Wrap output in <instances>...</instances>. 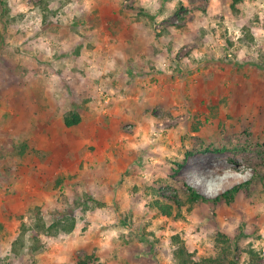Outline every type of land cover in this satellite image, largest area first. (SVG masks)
I'll use <instances>...</instances> for the list:
<instances>
[{
	"label": "rangeland",
	"instance_id": "1",
	"mask_svg": "<svg viewBox=\"0 0 264 264\" xmlns=\"http://www.w3.org/2000/svg\"><path fill=\"white\" fill-rule=\"evenodd\" d=\"M115 1L121 24L141 20L152 34L161 60L150 68L172 73L157 83L143 117L120 122H111L101 68L81 61L73 78L63 69L89 43L83 23L100 1L0 0V264H76L85 254L97 264H174L173 237L211 255L217 233L239 245V264H248V247L264 264V0ZM31 82L78 94L96 87L100 134L87 137L89 147L123 144L102 153L105 164L106 152L115 158V170L93 194L79 191V172L101 178L111 165L88 168L81 153L72 167L62 154L49 155L43 149L55 138L45 130L37 139L15 135L20 113L31 116L29 102L17 100ZM64 165L75 185L64 180ZM248 179L232 201L212 199ZM185 182L208 200L188 203ZM165 195H178L183 207L162 214L156 202L166 203ZM65 211L76 219L71 232H41L43 245L30 251L28 231L12 251L21 225L50 224Z\"/></svg>",
	"mask_w": 264,
	"mask_h": 264
},
{
	"label": "crops",
	"instance_id": "2",
	"mask_svg": "<svg viewBox=\"0 0 264 264\" xmlns=\"http://www.w3.org/2000/svg\"><path fill=\"white\" fill-rule=\"evenodd\" d=\"M99 1L90 3L91 12L87 16L88 21L83 23L88 28H85L86 34L82 37H85L89 43L85 42L86 44L82 47H76L70 53V65L65 66L64 64L63 69H66L73 78L74 74L79 73L77 68L81 61H89L97 65L104 74L102 75L104 85L112 94L111 97L107 91L109 94H104L103 96V99L107 100V102L112 98L110 106L111 122L130 120L132 116L141 118L146 114L143 106L148 104V101L154 97L156 91L161 88V85L159 86L157 83H163V80L168 79V76H171L172 73H167L169 72L167 69H164L165 73H162L163 71L160 68L158 70L150 68L153 60L160 61L161 59L158 56V48L150 47L152 45L149 42H153V36L149 32L143 33V22L141 20H127V22L123 20L121 24L120 17L116 18L117 2L115 0ZM105 41L109 42V47L104 46ZM95 42L96 45H94ZM154 44L155 46L157 45L156 43ZM162 65L167 64L164 62ZM39 85L34 82H31L29 86L26 85L29 93L27 91L24 97L17 99L20 103L23 100L29 102V106L31 105L32 107H30L31 116L29 117H24L22 112L20 113L21 108L18 110L20 113L18 121H20L21 126L16 129L15 135L37 139L42 136L40 130H45L47 131V136L55 138V140L49 141L43 149L49 155L52 153L62 154L64 160L73 163L72 167L78 162L76 159L79 158L75 154L81 155V153L84 154V165L88 166V168H100L103 171L111 165L112 168H110L109 173L101 178L93 177L97 173L94 170L90 174L91 177L89 175V178L86 177L84 180L81 172H79L80 177L76 181H79V184L81 183L87 188L79 187L81 186L79 185V191L81 192V189H84L93 194L97 186L106 181L112 175L113 170H115V163L113 164L115 158L106 152L104 160L106 161L107 157H109L110 164H105L102 153L107 149L108 152L112 149L115 153H118V149L123 144L115 145L116 150H114L115 148L112 144L99 149L97 146H102L100 142L93 144V149L90 148L87 137L100 134L97 123L98 112L93 110L94 108L96 109L93 104H96L95 99L98 96L95 93L96 87H93L92 83H90L92 87L90 90V86L87 85L88 88L81 89V94H78L71 86H69L68 90L66 88L56 90L58 87ZM17 104L19 103H16L15 99L16 107H18ZM61 106H65L63 111L60 109ZM68 111L79 115L80 119L77 124L71 126L64 124L63 115ZM56 121L61 125L59 130L55 128ZM30 126L31 128H28ZM111 134L114 136L113 132ZM124 137L126 138V136ZM66 169L67 167L64 165V180L69 184L75 185V181L72 182L65 177L68 171ZM117 169L116 167V171ZM86 181H89L87 185Z\"/></svg>",
	"mask_w": 264,
	"mask_h": 264
},
{
	"label": "trees",
	"instance_id": "3",
	"mask_svg": "<svg viewBox=\"0 0 264 264\" xmlns=\"http://www.w3.org/2000/svg\"><path fill=\"white\" fill-rule=\"evenodd\" d=\"M79 115L74 112L68 111L63 115V121L66 126L75 125L79 122ZM226 146H221V148H214L216 151H221L225 149ZM185 162V159L182 162L178 163V166H181ZM186 183V184H185ZM184 183L186 190H183L182 193L186 196L187 202L191 205L195 203L206 200L200 193L195 191L192 185L187 182ZM250 183V180H245L244 182H238L234 186L226 189L225 191L219 193L215 198H212L214 201L223 199L225 202H230L232 199L238 195L246 186ZM166 196V203L156 202V206L160 209L161 213L170 216L173 210V206L176 209H181L185 203L182 198L177 196ZM208 200V199H207ZM75 217L70 213L62 212L61 216L51 222L46 224L39 221L38 219L34 222V225L29 227L25 225L20 226L19 233L12 242V251L17 252L19 248H22L26 241V233L30 231L29 237L32 239V244L30 246V251H36L40 249L43 245L42 241L39 238L41 232H44L47 235H56L59 231L65 233L71 232L75 227ZM214 253L211 255H199L195 251H191L188 247L179 240L178 236L173 237L175 243L172 258L174 264H239L234 258L235 250H239L240 247L238 244L234 243L231 238L222 233H217L215 238ZM248 255V264H259L258 260L260 259V253L252 247H248L244 250ZM90 261L91 264H97V260L90 254H85L80 257L76 264H88Z\"/></svg>",
	"mask_w": 264,
	"mask_h": 264
},
{
	"label": "built area",
	"instance_id": "4",
	"mask_svg": "<svg viewBox=\"0 0 264 264\" xmlns=\"http://www.w3.org/2000/svg\"><path fill=\"white\" fill-rule=\"evenodd\" d=\"M105 102H107V100H104Z\"/></svg>",
	"mask_w": 264,
	"mask_h": 264
}]
</instances>
